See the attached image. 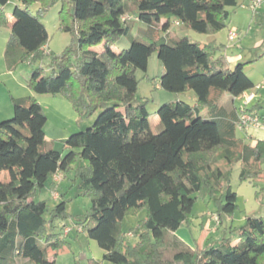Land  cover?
<instances>
[{
  "label": "trees",
  "instance_id": "trees-1",
  "mask_svg": "<svg viewBox=\"0 0 264 264\" xmlns=\"http://www.w3.org/2000/svg\"><path fill=\"white\" fill-rule=\"evenodd\" d=\"M10 1L0 0V26L11 29L7 68L48 57V70L32 67L31 90L61 95L80 120H95L57 150L47 140V115L36 95L12 98L19 111L0 121V175L9 171L8 181L0 178V264H56L52 255L70 245L67 200L62 195L49 207L35 198L55 173L72 171L74 183L92 197L77 224L110 264H264V215L247 217L234 243L224 236L221 245L191 247L175 234L190 227L199 194L214 200L220 222L234 216L237 193L224 173L236 163L242 181L264 179V140L246 144L237 136L240 113L220 108L226 93L236 98L255 87L249 62L231 66L226 55H214L216 43L158 35L173 18L200 33L220 31L237 0H62L60 26L72 39L61 54L45 49L50 36L43 15L56 0H15L12 21L5 10ZM34 3L41 4L36 14ZM134 11L150 27L118 52L113 47L132 28L125 16ZM100 45L102 51L94 49ZM154 51L163 65L161 87L196 96L194 104L179 99L160 105L157 134L146 102L136 98V71H147ZM142 210L146 217L130 230L138 237L133 243L123 221Z\"/></svg>",
  "mask_w": 264,
  "mask_h": 264
},
{
  "label": "rangeland",
  "instance_id": "rangeland-1",
  "mask_svg": "<svg viewBox=\"0 0 264 264\" xmlns=\"http://www.w3.org/2000/svg\"><path fill=\"white\" fill-rule=\"evenodd\" d=\"M242 3L243 0H239L238 6L228 8L231 11L228 26L220 31L200 33L182 22L177 24L176 19L173 18L169 30H161L158 35L160 37L165 36L171 38L188 36L192 40L201 43V45L216 43L219 46V48L214 50V55L216 57L224 54L233 64L238 62H249L246 72L255 80L256 84H259L261 87L258 96L262 99L261 114L263 117L261 118L264 122V9L258 17H255L252 10ZM16 4L17 2L12 0V2L5 6L6 13L11 21L13 20L12 13ZM40 7V3H34L30 6V10L36 14ZM61 9L62 0H56L48 7L43 15V21L50 36L45 48L46 52L61 54L71 42V33L62 30L60 26ZM136 16L137 11L126 14L125 17H129L128 23L132 28L129 35H124L117 41L114 46L116 51L120 52L128 48L131 45L132 38H138L142 31L150 27L145 22L140 21ZM163 22L165 21L163 20ZM232 28L238 29L239 32V37L233 41L229 39V31ZM0 33L4 36L6 35L9 41L11 34L9 27L1 26ZM49 64L50 60L48 57L42 60H32L30 58L23 60L17 67L19 73L17 75L23 78L25 71L31 73L32 67L37 66H44L48 70ZM5 68L6 60L0 58V87L5 86V83L10 79L8 73L2 72ZM162 71L163 65L158 57L157 51L152 53L147 71L141 69L136 71V76L140 81L136 96L137 102H146L147 110L150 113L149 120L151 129L154 134L162 130L161 121L157 114L160 105L168 102H176L178 99L190 104L196 102V96L193 91L179 95L163 89L160 85ZM27 96H30V94H25L22 97ZM224 102L225 98H223L222 103ZM236 103L240 105L241 100L236 99ZM53 120L54 117L50 114L48 125L49 135L52 132L54 134L53 129H55V125L53 124ZM87 128L88 127H85L83 130ZM83 130H77L75 132ZM240 132L241 131H239V133ZM55 135L57 136L58 134ZM50 141L55 143L54 147L57 150L63 149V140L57 139ZM238 164L239 163H236L224 173V180L229 181L233 190L237 193V209L234 213V215L236 214L235 227L233 231H228L227 235H224L225 231L222 228L219 229V234L223 237H231L233 243L237 241L240 229L246 223L245 220L241 221L240 219L247 215L248 211L252 213L256 210L255 213L258 215H264V179L261 178L256 182L242 181L240 177L241 165ZM0 178L4 181H8L9 171H3ZM74 179L75 172L72 171L66 177L64 176L59 182L57 189L56 187L49 189V187L46 186L35 198L36 200L45 199L48 201L49 207H54L58 204L62 195L67 200V224H65L64 227L71 228L69 234L66 235V240L70 245L67 244L57 255L53 254L52 258L56 260V264H110V262L103 258L105 250L99 246L96 240L90 238L87 232L83 231V228L77 224V221L84 220L88 214L92 205V197L89 194H85L79 187V184L74 183ZM53 192L58 193V199H54ZM210 210H217V205L214 200L209 197L204 198L199 194L192 210L190 227L184 225L177 230L175 234L189 246L195 247L196 242L201 240L203 234L202 230L204 229L203 224L208 225L211 222L212 229L216 228L214 225L215 220L212 221L208 216V211ZM47 215L49 216V214ZM146 215L147 211L142 210L138 215H130L123 221V228L125 231L129 232L130 240L133 243L138 241V237L131 234L130 230L136 228ZM227 218L230 217L225 216L224 220L228 221ZM61 224L62 222L58 223V232H62ZM221 244L222 241L214 242V245ZM17 262L18 264H24L22 259H17Z\"/></svg>",
  "mask_w": 264,
  "mask_h": 264
},
{
  "label": "crops",
  "instance_id": "crops-1",
  "mask_svg": "<svg viewBox=\"0 0 264 264\" xmlns=\"http://www.w3.org/2000/svg\"><path fill=\"white\" fill-rule=\"evenodd\" d=\"M10 2H12V0ZM237 3H239V0H237ZM249 3H250V0H243L242 4L248 7ZM238 5L239 4H237V6ZM263 9H264V3L257 9L256 12H253V11L252 12L254 13L255 17H258V15H260ZM10 32H11V29H10ZM7 43H8V37L0 33V58L4 60H6L5 52L7 48ZM94 49L97 51H102L103 45L95 47ZM113 49L115 50V47H113ZM235 64L231 62V66H234ZM1 70H2V67H1ZM2 72L8 73L10 79L8 82L5 83V86L0 87V121L6 118L12 117L16 112L19 111L14 105L12 98H21L25 94H30V95H36L37 99L40 101L47 115L45 133H46L47 140L49 141L57 140V139L65 140L66 138L70 136L69 134L77 130H83L85 127H89L93 124L95 120V116L85 119V120H80L78 112L75 109L74 105L65 97L61 95H53V94H41V95L35 94L31 90L28 84L30 76H31L30 72L25 71V75L23 76V78H20L17 75L19 74L18 70L17 69L13 71L9 70L7 68V64H6L5 70ZM250 78L255 83V87L249 92H253V93L255 91L256 92H255V98L249 104V109L253 110V112L256 113L260 117L261 125L259 126L251 125L245 128L244 130H239V128L237 127V134H238L237 136L238 138L242 139L246 144H250L251 146H254L257 144L259 140H264V122L262 121V118H261L263 117L261 114L262 113L261 111L262 109L261 100L262 99L258 96V93L261 87H258L259 84H256L255 80L251 76ZM223 98H225V102L222 103L223 101L222 99L221 101L222 105L220 108H224V109L226 108L229 112L230 111L232 112L233 110H237V112L240 113L241 104L238 105L236 103V99H239V97L232 98L230 94L226 93ZM50 114L54 117L53 124L55 125V129H53L54 134L52 132L49 135L48 125L50 121ZM239 131L241 132L239 133ZM55 134H58V135L56 136ZM238 165H240V163ZM52 183H53V179L51 178L49 180V183L47 184V187H49V189L53 188ZM57 188H58V184H56V189ZM255 212L256 210H254L252 213H249L248 211L247 215L242 217L240 220L246 221V218L249 216H259ZM215 215H217L216 210L208 211V216L210 217V219H212V221L215 220L214 219ZM227 219L228 221L222 219L220 223H217L214 221V225L216 226V228H213V229L211 227L212 225L211 222L208 225L203 224L204 229L202 230L203 234H202L201 240L197 241L196 244H200L202 247H204L208 244H213L214 242L222 241L223 236L219 234V229L222 228L225 231L224 235H227L228 231L229 232L233 231L235 227V223H236V214L234 215V217H230ZM224 221L225 223L226 222L227 223L225 224Z\"/></svg>",
  "mask_w": 264,
  "mask_h": 264
},
{
  "label": "built area",
  "instance_id": "built-area-1",
  "mask_svg": "<svg viewBox=\"0 0 264 264\" xmlns=\"http://www.w3.org/2000/svg\"><path fill=\"white\" fill-rule=\"evenodd\" d=\"M263 3H264V0H250L248 7L253 12H256L257 9ZM125 19H129V17L128 18L125 17ZM178 23H179V21H177V24ZM238 37H239L238 29H235V28L230 29L229 39L233 41V40L237 39ZM258 87H260V85ZM254 98H255V93H253V92H246V93L242 94L241 96H239V99L241 100L240 121L237 125L239 130H244L245 128H247L251 125H255V126L261 125V119L256 113L246 111L249 108V104L252 102V100ZM63 178H64V174L62 172H57L52 176L53 183H55V184H59V182ZM53 197H54V199H58V197H59L58 193L53 192ZM214 219H215V221H217V223H220V219H219L218 215H215ZM70 231H71V228L65 227L64 234L67 235V234H69Z\"/></svg>",
  "mask_w": 264,
  "mask_h": 264
}]
</instances>
